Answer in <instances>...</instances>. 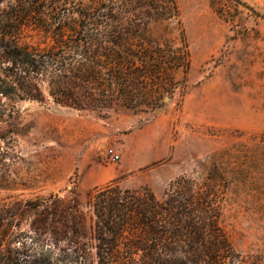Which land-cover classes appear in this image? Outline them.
Instances as JSON below:
<instances>
[{"label":"rangeland","instance_id":"374dc122","mask_svg":"<svg viewBox=\"0 0 264 264\" xmlns=\"http://www.w3.org/2000/svg\"><path fill=\"white\" fill-rule=\"evenodd\" d=\"M55 1L42 2L44 14H0V21L45 47L44 34L88 27L85 17L95 15L82 1ZM178 7L179 18L147 27L183 60L161 69L144 105L119 103L101 118L55 104L46 82L43 103L1 98L0 208L58 194L86 210L93 189L113 180L148 187L163 201L177 179L203 182L216 166L227 185L220 226L236 252L264 264V0H178Z\"/></svg>","mask_w":264,"mask_h":264},{"label":"trees","instance_id":"16d2710c","mask_svg":"<svg viewBox=\"0 0 264 264\" xmlns=\"http://www.w3.org/2000/svg\"><path fill=\"white\" fill-rule=\"evenodd\" d=\"M43 1L0 0V14H44ZM79 1L95 14L88 27L46 33L45 47L0 21V107L2 97L43 103L46 82L55 104L102 118L119 103L144 105L161 69L181 65L179 51L166 53L146 31L179 18L178 0ZM223 187L213 166L203 182L177 179L163 201L116 180L94 188L86 210L58 194L15 201L0 208V264H261L236 252L220 226Z\"/></svg>","mask_w":264,"mask_h":264},{"label":"crops","instance_id":"0c3cea01","mask_svg":"<svg viewBox=\"0 0 264 264\" xmlns=\"http://www.w3.org/2000/svg\"><path fill=\"white\" fill-rule=\"evenodd\" d=\"M143 158V155H139V156H134V162L141 160ZM130 162H127V153L124 151L123 157H122V161H121V165L122 167L126 168L127 165H129Z\"/></svg>","mask_w":264,"mask_h":264},{"label":"built area","instance_id":"2783aa9c","mask_svg":"<svg viewBox=\"0 0 264 264\" xmlns=\"http://www.w3.org/2000/svg\"><path fill=\"white\" fill-rule=\"evenodd\" d=\"M108 155H110L111 160L114 162L120 161V159H121V155L119 153L115 152L114 150H109Z\"/></svg>","mask_w":264,"mask_h":264}]
</instances>
